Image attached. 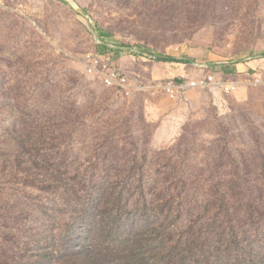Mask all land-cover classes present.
I'll list each match as a JSON object with an SVG mask.
<instances>
[{
	"label": "rangeland",
	"instance_id": "obj_1",
	"mask_svg": "<svg viewBox=\"0 0 264 264\" xmlns=\"http://www.w3.org/2000/svg\"><path fill=\"white\" fill-rule=\"evenodd\" d=\"M88 55L130 95L89 75ZM142 188L185 204L146 228L181 243L166 264H211L250 209L264 215V0H0V264H82L88 237L120 259L83 207L104 192L131 207Z\"/></svg>",
	"mask_w": 264,
	"mask_h": 264
},
{
	"label": "trees",
	"instance_id": "obj_2",
	"mask_svg": "<svg viewBox=\"0 0 264 264\" xmlns=\"http://www.w3.org/2000/svg\"><path fill=\"white\" fill-rule=\"evenodd\" d=\"M158 62L165 63H186L176 61L171 57L163 55L157 56ZM111 190L112 189H108ZM168 192V194L165 193ZM113 196L115 193L96 194L87 199L83 207V214L87 220L94 222L95 229L91 234L95 236L103 234L106 239L116 236L120 239L122 249L113 251L111 256H122L120 259L108 257L100 249L91 247L90 237L81 246L74 250L76 259L82 264H166V259L176 255V250L180 242L175 247L169 246V243H156L146 237V228L154 225L155 231L163 230L162 225L158 223L165 219L167 208L176 205V210H180L185 204L182 201V195L174 197L170 188H151L140 189L139 197L133 202V205L124 203L119 197L115 201L109 200L107 196ZM109 197V196H108ZM228 189L217 193V202H220L221 213L228 216L230 214V198ZM171 198V200H170ZM174 199H176L174 202ZM223 211V212H222ZM249 210L240 230L234 229L231 236V246H227L223 256L213 257L211 264H264V215L261 212H252ZM254 213V214H253ZM222 214V215H223ZM227 235V232H225ZM224 237V236H223ZM233 244H235L233 246ZM232 251V252H231ZM237 254L234 257V254ZM177 264H194L189 256H184L177 261Z\"/></svg>",
	"mask_w": 264,
	"mask_h": 264
},
{
	"label": "built area",
	"instance_id": "obj_3",
	"mask_svg": "<svg viewBox=\"0 0 264 264\" xmlns=\"http://www.w3.org/2000/svg\"><path fill=\"white\" fill-rule=\"evenodd\" d=\"M87 72L89 75L97 76L102 85L107 89H114L120 95L129 96L130 88L128 85V78L126 75L119 73V71L104 65L103 58L96 55L87 56ZM215 77L211 74L200 79H195L190 82H177L170 80L166 83L164 91L172 98H178L186 90L195 88H206L214 83ZM236 88L234 86L227 87V92H233Z\"/></svg>",
	"mask_w": 264,
	"mask_h": 264
}]
</instances>
